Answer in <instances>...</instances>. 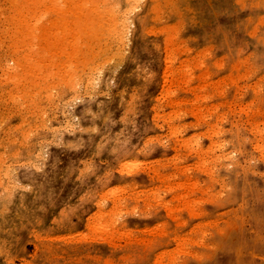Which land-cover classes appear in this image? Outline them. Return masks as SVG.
<instances>
[{"label":"rangeland","instance_id":"rangeland-1","mask_svg":"<svg viewBox=\"0 0 264 264\" xmlns=\"http://www.w3.org/2000/svg\"><path fill=\"white\" fill-rule=\"evenodd\" d=\"M12 1L16 3L13 4ZM54 1L59 0H43L42 2L41 0H0V112L6 119L3 123L0 121V199H2L0 201V264H147L151 253L158 249L161 251L172 244L168 237L165 239L160 235L163 229L169 230L171 227L172 232L177 229L181 231L183 228H177L176 223L184 222L191 216L193 217L191 221L200 223L195 230L205 232V237L204 241L202 240L203 243L199 245L185 246L183 251L186 255L180 256L179 264H264V153L253 147L254 141L258 138L262 137L264 140V130L259 135L251 128L246 129L244 125L246 121H249L258 128H264V0H145V5L148 6L137 9L136 16L141 20L139 25L135 24L133 29L131 28L132 47L123 62L119 64L121 68L118 67V69L121 70L114 76L116 80L114 77L111 78V75L109 80L105 81L106 83L97 88L96 90H101L94 95L99 91L103 93L96 94L97 98L96 95L92 99L82 98L80 101L82 109L78 115L76 114L77 117L71 119L72 123L67 125L65 117L61 113L56 114L54 121L62 127L52 139L50 138L52 134L45 131L46 129L36 131L31 127L28 128L31 120L24 113L31 101L34 103L31 95L28 94L36 83L33 82L35 83L33 85L26 82L31 86L30 91L27 90L28 88L26 91L27 84L24 78L31 77L30 69H35L41 63L45 69L36 68L33 71L40 73L39 76L43 75V78L46 77L44 74L49 76L47 66L54 63L51 60L55 61L59 57L61 62H64L71 55L67 53L69 51L67 49L65 51L68 56L63 53L64 46L72 45L70 34H75L77 29L81 34H85L90 30L86 29L91 26L90 22L84 20L87 18L86 15L99 16L100 14L91 10V6L81 4L83 8L79 4L84 2L90 5L91 0L87 2L79 0L77 6H75L76 2L68 6L66 3L68 0H61L65 3L63 8L66 9V11L62 10V13L59 6L55 8L56 10L51 8L50 3ZM112 1L116 3L119 0ZM48 5L49 8H47ZM44 8L47 9L44 10ZM47 10H49L48 14H44ZM54 10L58 11L53 12ZM20 12L35 15L30 14L32 19H25L22 24L23 17H20ZM15 17L19 19L15 22L19 21L21 26L11 23L14 22ZM36 22L38 23L35 26L39 25L38 31L42 32H38L40 36L36 37L35 45L38 47L36 52L33 50L32 55L31 52L29 53V58L32 59L30 60L37 61L36 65L33 63L36 67L29 65V68L25 66L29 63L22 64L26 61L23 59H27L28 56L21 55L23 52L16 49L19 45L18 40L22 41L24 36L22 37L20 32L15 30L17 34L14 36L13 29L19 26L25 29L27 25L34 26ZM81 22L83 24H79ZM84 23L89 24L86 26ZM13 26L16 27L12 29ZM62 29L66 33L62 34ZM70 31L73 32L70 33ZM78 32L76 36H82V41L87 43L89 40ZM65 34L68 35L65 36ZM170 38L173 44L171 43V46L166 44L167 48L178 49L176 50L178 60L189 59L192 64L196 62L195 65H199H191L195 67L189 73L183 71L182 78L178 79L179 82H173L176 80L172 77L163 82V76H165L163 73L166 70L164 68L166 59L163 60V58L167 52L165 43L169 40L171 42ZM85 42L81 43L79 48L85 45ZM134 42H136L135 46H138L137 52L133 48ZM15 43L16 46H13ZM54 49L58 52L55 53ZM33 58L36 59L33 60ZM177 64L178 62L175 65ZM42 66L39 65L40 68ZM33 71L32 74L35 75ZM167 72L168 76H171L170 71ZM183 78L190 81V88L183 84ZM49 80L55 79L49 78ZM54 82L56 83L53 81L51 82L53 84L43 89L41 86V92H39L46 94L45 90L54 87ZM256 83H263V93L258 97L259 100L256 98V92L253 91ZM208 84L214 87L207 89ZM59 87L49 90V92L52 90L57 93V95L52 94L53 100H57L63 93V86ZM37 88L39 87L33 90ZM162 89H168L171 92L172 101L168 102L172 103L170 102L169 105H175L174 109L178 111L183 107L180 113L190 107L197 93L208 95L213 93L211 100L198 103L203 110L206 105L220 103L219 96L224 97L229 92L235 97L252 103L250 109H245V112H236L239 115L234 113L231 119L233 123L231 122V127H228V130L235 134L234 142L224 151L233 154L236 161L226 167L217 165L214 161L211 162L209 167L219 168L215 176L202 177L198 173L199 167L197 166L198 169H196L192 166L184 174L170 180L175 186V191L170 195L167 194L166 198L173 210L170 211L168 208V212L165 208V214H163L161 202L157 205L143 202L140 194L142 187L133 184V191L129 192L131 185L129 187L128 181H131L130 174L135 171H130L131 167L128 166L123 170L124 172H120V167L117 166L119 159L135 151H139L137 155H151L153 160L161 159L166 165L173 160L176 161L175 155L182 154L185 162L180 163L179 166L186 167L187 164H191L190 152L179 147L181 146L177 143L179 135L171 136L168 133L169 123L166 121L164 123V118L155 117L157 125L153 126L155 121H152L151 125L153 115L147 109V103H151L153 96L155 99L160 98L161 103H165L167 97H163ZM8 92L17 100L8 101ZM236 102L239 103L234 100L223 101L221 104L224 109L229 108L233 111L239 107ZM245 104L242 107H245ZM176 106L179 108L177 109ZM9 108L11 111L7 113ZM72 109L74 108H69V112H72ZM159 111V115H162L163 112ZM201 119L207 121L204 117ZM172 120V123L177 126L185 125L182 134L186 137L195 130L196 133L202 134L197 131L200 126L189 125L191 119L188 114L183 113ZM241 121H244L243 127L236 128L235 124L238 126ZM27 132L29 135L26 134ZM152 134L157 137H152ZM145 136L149 137V141L150 138L154 141H150L149 147L144 148L143 145L147 139ZM222 137L220 134L215 140H220ZM199 140L203 145L207 143L203 135L199 136ZM176 144L179 146L174 149ZM211 152L215 157L222 154L218 148H213ZM51 158L53 164L50 162ZM131 160L139 159H125L124 162ZM8 171L15 172L16 175L26 173L25 176L30 182L14 181L9 178L10 174L6 175ZM193 185L198 188H193ZM5 187L7 190H3ZM112 187L114 190L116 188L115 193ZM121 187L122 191L118 192ZM212 193L217 194L216 197ZM115 194L117 195L114 196ZM176 194L178 197L174 196ZM108 195L111 198L108 199ZM117 198L123 199L121 204L118 203ZM189 198L190 203H184ZM114 202L123 209L119 210V206ZM178 202L184 203V206L181 208L182 205ZM111 204L113 206H110ZM96 206H99V210ZM115 206L118 208H114ZM179 207L183 212L177 211ZM117 209L119 212L122 211L121 214ZM190 209L195 210L194 216ZM109 211L116 218L111 217ZM105 212L110 216L108 217ZM188 213L191 215L188 216ZM165 220L166 223L169 222L167 227L164 226L166 223H163ZM111 221L113 225L109 226ZM160 221L163 223V226L161 225L163 229L161 226L156 227ZM101 224L106 225L107 228L110 227L111 230L108 229V233L101 230L102 234H100L96 228L102 226ZM129 231L132 234L127 233Z\"/></svg>","mask_w":264,"mask_h":264},{"label":"bare ground","instance_id":"bare-ground-1","mask_svg":"<svg viewBox=\"0 0 264 264\" xmlns=\"http://www.w3.org/2000/svg\"><path fill=\"white\" fill-rule=\"evenodd\" d=\"M43 0H41L42 2ZM50 1V0H49ZM52 1V0H51ZM87 2V0H84ZM92 1V0H91ZM89 1L90 5H88V3H79L80 5L82 4H86L87 6H91V10H93L94 12H98L97 14H99V16H92V14H90L91 16H89L88 14L86 15L85 12L84 14L86 15V19L85 22H90V25L86 30L90 29L89 31H86L85 34H87V36L85 34H81L80 32H78L75 29H73L74 31L76 30V32H78L80 35H83L85 37L86 40H89L87 43L85 41H82L83 39L81 38L82 36L79 37V35L76 36V32L75 34H70L71 32L73 31H70V35L69 36L72 41H71V46H67L65 47L64 46V55H66V51L67 53L70 55L67 60L64 62H61V59H59V57L57 58V60L54 59L51 60L52 62L54 63H50L49 66V76L45 75L46 76L45 78H43L41 75L39 76L38 74L40 73H36V71L34 72L33 70H35L36 68L37 69H42L43 66H42V61L40 62L42 67L40 68L39 65L38 67H36L35 65L37 63V61L33 62L31 61L32 59L29 58L30 55L29 53L31 52V55H32V51L34 50L36 52V49L38 48L35 44H36V37L37 36H40L38 35V32L41 33L40 31H38V27H36L35 25L38 23L36 22L34 24V26H31V25H27L24 28L20 27L22 24H24L23 20H31L32 18V13H23V12H20V17L22 16V20L21 22H23L22 24H19L18 22H15V20H19L18 17H15L14 22H11V20L9 22L13 23V24H18L20 25L19 27H16L17 24H16V28L13 26V31L15 30L16 32H20V34L22 35V37L24 36V38L19 41V45L17 49L20 50L21 52H23L21 55H26L28 56L27 59H23L25 62L21 63L22 64H26V63H29L28 65H25V66H34L36 67L35 69H30V73H31V77H28L27 79L24 78L21 79L23 80L25 83H32L33 85H35L36 83V86H33L35 89L36 87H39L37 88V90H33L34 88H32L31 90L34 91L32 93V91L28 94V95H31V98L33 100L34 103H31L28 105V107L25 108L26 112L24 113V115L27 116L28 119L31 120V123H30V126L28 128H33L34 130L36 131H41V130H44L46 129L45 131L49 132L52 134V138L54 137V135H56L59 131H61V127L60 125H58L55 121H54V118L56 117V114L58 115V113H61V115H63L66 119L65 123L67 122V125L71 122V119H73L76 114L78 115L80 109L81 108V104H80V101L82 98L84 97H87L89 99H92L95 95L94 93L97 92L98 90H101V89H98L96 90L97 88H99L101 85H103L104 83H106L105 81H107V79L109 80V77L111 76L114 77L117 75V72H119V70L121 69H118L121 68V66L119 65L121 62H123L124 60V57L126 56V54L128 53V51L130 50V47L131 44H130V36H131V31H132V27L133 25L135 24H138L140 23V18L138 16H136V12H137V9H142L143 7H147L148 5H145V0H119V1H114L116 3H113L112 0H102V1H99V0H93V2ZM13 2V1H12ZM15 2V1H14ZM13 2V4H14ZM33 2V1H32ZM31 2V3H32ZM36 2V1H35ZM39 2V1H38ZM55 2V3H54ZM53 3H50L51 4V8L52 9H55V8H59L61 7L60 10V13H62L61 11L64 10L66 11L65 8H63L65 6V3L62 2L61 0L59 1H54ZM61 2L63 4H61ZM76 2V3H75ZM80 2L79 0H68L66 1V3H68V6L71 5V3H75V6H77V3ZM142 2H144L142 4ZM16 3V2H15ZM21 3V2H20ZM28 3V2H27ZM26 3V4H27ZM12 4V6H13ZM53 4V6H52ZM78 4V5H79ZM45 5V4H44ZM81 5V7H83ZM59 6V7H57ZM74 6V5H73ZM16 8V7H15ZM18 8H21V7H18ZM49 8V5L48 7ZM47 8H44L47 9ZM77 8V7H75ZM84 8V7H83ZM82 8V10H83ZM51 9V10H52ZM22 10V9H20ZM24 10V9H23ZM56 10V9H55ZM53 11V12H57V11ZM69 10L72 11L71 7H69ZM78 10V9H77ZM82 10L79 9V11L82 13ZM34 11V10H33ZM68 11V10H67ZM88 11V10H87ZM49 10L47 11H44V14H48ZM70 12V11H69ZM92 12V13H94ZM40 13V12H39ZM73 13V11H72ZM2 14V13H1ZM32 14V15H30ZM43 14V16H44ZM66 14V13H65ZM70 14V13H69ZM74 14L76 15V13L74 12ZM10 15V14H9ZM35 15V14H34ZM67 15V14H66ZM64 15V16H66ZM13 16V15H12ZM12 16H11V19H12ZM8 17V16H7ZM14 17V16H13ZM42 17V16H41ZM68 17V16H67ZM66 17V18H67ZM77 17V16H76ZM75 17V19H76ZM85 17V16H84ZM10 18V16H9ZM17 18V19H16ZM35 18V17H34ZM33 18V19H34ZM39 18V16L37 17ZM56 18V17H55ZM21 19V18H20ZM43 19V18H42ZM58 19V17H57ZM72 19V18H71ZM9 20V19H8ZM36 20V19H35ZM56 20V19H55ZM61 20V19H59ZM38 21V20H37ZM58 21V20H57ZM64 21V20H63ZM67 21V20H66ZM92 21V22H91ZM27 22V21H26ZM34 22V21H33ZM41 22V21H40ZM39 22V23H40ZM82 22H84L82 20ZM79 23V24H83V23ZM10 23V24H11ZM28 23V22H27ZM30 23V22H29ZM32 23V22H31ZM49 23V22H48ZM53 22H51L52 24ZM59 23V22H57ZM92 23V24H91ZM63 24V23H62ZM86 24V26L89 24V23H84ZM142 24V23H141ZM144 24V23H143ZM26 25V24H25ZM68 25V24H67ZM77 24H75L76 26ZM80 26V25H79ZM66 27V26H65ZM85 27V26H84ZM92 27V28H91ZM6 28V27H5ZM11 28V27H10ZM59 28V27H58ZM86 28V27H85ZM132 28V29H131ZM169 28V27H167ZM12 29H9L12 31ZM19 29V31H18ZM42 29V28H41ZM66 29V28H65ZM2 30V29H1ZM58 30V29H57ZM14 31V33H15ZM84 31V30H83ZM82 31V32H83ZM152 31V29H151ZM58 32V31H57ZM63 32V33H62ZM62 34L66 33L63 29H62ZM69 32V30H68ZM13 33V34H14ZM60 33V32H59ZM57 33V35L59 34ZM17 33L14 34V36L16 35ZM56 35V36H57ZM68 35V34H65V36ZM47 37V36H46ZM89 37V38H88ZM174 37V36H173ZM171 37V38H173ZM12 38V37H11ZM19 38V37H18ZM39 38V37H38ZM37 38V39H38ZM43 38V37H42ZM59 38V37H58ZM63 38V37H62ZM170 38V39H171ZM25 39V40H24ZM61 39V38H60ZM70 39V40H71ZM165 39V37H164ZM17 40V39H16ZM47 40V38H46ZM59 40V39H58ZM66 40V39H65ZM168 40V39H167ZM17 41V42H18ZM39 41V40H38ZM45 41V40H44ZM66 41H69V40H66ZM65 41V42H66ZM172 39H171V42L170 40L165 43V46L167 48V45H170L171 46V43H172ZM14 42H16L14 40ZM41 42V41H40ZM39 42V43H40ZM64 42V40H63ZM85 42V45H83L81 48H79L80 44L84 43ZM165 42V41H164ZM51 43V42H50ZM58 43V41H57ZM60 43V42H59ZM56 44V43H55ZM81 44V45H82ZM88 44V45H87ZM136 42H134V51L137 52V45L135 46ZM167 44V45H166ZM173 44V43H172ZM13 45V44H12ZM46 45V44H45ZM78 45V48H76ZM13 46H16V43L13 45ZM36 46V47H35ZM47 46V45H46ZM59 46V45H58ZM43 47V46H42ZM51 47V46H50ZM13 48V47H12ZM35 48V49H34ZM48 48V47H46ZM67 49V50H66ZM79 49V50H77ZM63 50V48H62ZM66 50V51H65ZM176 48L173 49L172 48H167V52H166V55H165V62H166V66L164 67L166 70L164 71L163 75L165 74V76H163V82H166L168 80V78H173L174 80L176 81H173V82H179V78H182V72L185 71L187 73H189L192 68H194L195 66H199V65H195L192 64V62L189 61V59H182V60H178V57L176 55ZM55 51V49H54ZM61 51V50H60ZM58 52L57 50L55 51V53ZM132 52V51H131ZM39 53V52H38ZM20 54V53H19ZM47 54V53H46ZM44 54V56L46 55ZM59 54V53H58ZM41 55V54H40ZM49 55V53H48ZM46 55V56H48ZM53 55H54V52H53ZM60 55H62L60 53ZM68 56V55H66ZM34 57V56H33ZM51 57H55V56H52ZM50 57V58H51ZM15 58V57H14ZM18 58V57H16ZM22 58V57H21ZM40 58V57H39ZM44 58V57H43ZM56 58V57H55ZM31 59V60H30ZM36 59V58H35ZM33 58V60H35ZM41 59V58H40ZM46 59V58H45ZM59 59V60H58ZM76 60L75 63L74 61H70V60ZM17 60V59H16ZM15 60V62H16ZM21 60V59H20ZM14 61V60H13ZM180 61V62H179ZM12 62V61H11ZM10 62V63H11ZM178 62L177 65H175L176 63ZM33 63H35V65H33ZM16 64V63H15ZM19 64V62H18ZM74 64V65H73ZM164 64V62H163ZM21 65V64H20ZM119 65V66H118ZM165 65V64H164ZM191 65H195L193 67H191ZM6 66V64H5ZM4 66V67H5ZM14 66V64H13ZM24 66V67H25ZM29 66V68H30ZM15 67V66H14ZM23 67V65H22ZM23 67V68H24ZM8 68V67H7ZM11 68V67H10ZM20 68V67H19ZM26 68V67H25ZM15 69V68H14ZM13 69V70H14ZM45 69V68H43ZM48 69V68H47ZM12 70V69H10ZM12 70V71H13ZM24 70V69H23ZM22 70V71H23ZM34 73H36L35 75L32 74V71ZM65 70V71H64ZM17 71V70H16ZM15 71V72H16ZM39 72L42 71V70H38ZM167 71H170V74L171 76L169 75L168 76V72ZM14 72V73H15ZM43 72V71H42ZM24 73H25V70H24ZM46 73V72H44ZM57 75H56V74ZM21 74V73H20ZM43 74V73H42ZM54 74V75H53ZM26 75V74H25ZM27 75H29V73H27ZM53 75V76H52ZM12 76V75H11ZM24 76V74H23ZM55 76V77H54ZM13 77V76H12ZM15 77V76H14ZM27 77V76H26ZM2 78V77H1ZM6 78V77H5ZM42 78V79H41ZM54 78L55 80H52L50 81L49 80ZM110 78V79H111ZM115 78V77H114ZM171 78V79H172ZM9 79V77H8ZM15 79V78H14ZM162 79V78H161ZM169 79V80H171ZM184 79V78H183ZM11 80V79H10ZM9 80V81H10ZM116 80V78H115ZM8 81V82H9ZM13 81V80H12ZM53 81H56L55 83V88H58L59 86H63V93H61V95H59L58 99L56 97L57 100H53V96L52 94L53 93H56V92H53L52 90L49 92L50 89L54 88V87H51L50 89H46L45 92H47L46 94H41V86H42V89L50 84H53L51 82ZM161 81V80H160ZM21 82V81H20ZM35 82V83H33ZM23 83V82H21ZM24 83V84H25ZM26 83V84H27ZM37 83L39 85H37ZM182 83V82H181ZM20 84V83H19ZM23 84V86H25ZM59 84V85H58ZM178 84V83H177ZM183 84L186 85V87H191V84H190V81L189 80H186L184 79L183 81ZM213 84H215L213 82ZM58 85V87H57ZM180 85V84H179ZM52 86V85H51ZM21 87V86H20ZM29 87L31 88V86H29V84H27L25 86V90L26 88H28L27 90H29ZM214 87V85L212 84H208L206 85V88L209 89V88H212ZM226 87V86H225ZM24 88V87H23ZM60 88V87H59ZM105 88H106V85H105ZM262 88H263V83H256L255 84V88L253 91H255L257 94L256 95V98H258L260 96L262 92ZM39 89V90H38ZM171 88H169L170 90ZM192 89V88H191ZM224 90H226L227 88H223ZM17 90V89H16ZM23 90V89H22ZM26 90V91H27ZM61 90V88H60ZM59 90V91H60ZM106 90V89H105ZM168 89H162V92H163V97H167V100L165 101V103H161L160 102V98H156L153 96L152 100H151V103H147V109L152 113V120H151V125H152V121H155V123L153 124V126L155 127L157 125V122H156V118H159V117H162L164 118L163 121L164 123L168 122L169 125H168V129H169V132L171 136H180L179 140H177V143L180 144L181 146L179 147H183L185 151H187L188 153L190 152L191 154V158H192V162L191 164H187L186 167H181L179 166L180 163H184L185 161L183 160V156L182 154H179V155H175V160L176 161H171L170 163H168L167 165L164 164L163 160L161 159H156V160H153V157H151V155H137V153L139 151H135L133 152L132 154L128 155L127 157L123 158V159H119L117 161V166L120 167V172H124L123 170L127 169V167H131V170L130 171H135L134 173H131L130 174V177H131V181H128L129 184V187L131 185V189L129 190V192L133 191V187L132 185L135 184V185H138L140 187L143 188V190H141L140 194L142 195L143 197V202H145V204H149V205H157L158 203L161 202V208H163L164 210V213L165 214V208L167 209L166 211L169 212V210H173L171 209L172 205H170L169 201H168V198L167 197V194H171L175 191V186L172 183V181L170 182V180L172 179H175L177 177H179L180 175L184 174L185 171H187L189 168H192L195 167L196 169L197 166L199 167L198 169V173L202 176V177H205V176H215L217 175L218 173V170L219 168H212V167H209V164L211 162H215L217 165H221V166H229L231 165L232 163H234L236 160L234 159V155L231 154L230 152H226L224 150H227L228 146L230 145L231 147V144L234 142V133L233 132H230V129L228 130V127L230 126L231 127V119H233L232 115L235 113L239 115V113H236V112H245V109L248 110V108L250 109L252 103L250 104V102L248 101H245L243 99H241L240 97H235L234 95H231V93H227L226 96H219V99H220V103L216 102L217 104H211V105H206L205 106V109L203 110V108L201 107V105H199L198 103H203L205 101H209L213 98V93H211L210 95L208 94H203V93H197L195 94L194 96V102L192 101L190 107L186 110L184 109V114H188V117L191 119L190 120V123L189 125H194L193 127H195V125L197 126H200V128H197V131H200L202 132V134L200 133H196V130L193 131L188 137H186L184 134H182V132L184 131L185 129V125H175L174 123H172V119L174 118H177L179 117L181 114L183 115V113H180L181 110H183V107L180 108L178 110H175L174 107L175 105H169V103L172 101V97H171V92L169 91ZM36 91V92H35ZM38 91V92H37ZM40 91V92H39ZM43 93L44 90H42ZM56 91V90H55ZM158 91V90H157ZM11 92V91H10ZM23 92V91H22ZM58 92V91H57ZM160 91V94L162 93ZM9 93V92H8ZM101 92L99 91L98 94H100ZM207 93V92H205ZM209 93V92H208ZM20 94V92H19ZM26 93L24 92V95ZM59 94V93H58ZM97 94V95H98ZM103 94V93H101ZM192 94V93H191ZM57 95V93H56ZM97 95H96V98H97ZM20 95H18L19 97ZM23 96V95H22ZM157 96V95H156ZM159 96V94H158ZM157 96V97H158ZM25 97V96H23ZM29 97V96H28ZM26 97V98H28ZM54 97V98H55ZM161 96V98H163ZM174 97V95H173ZM22 98V97H21ZM131 98V97H130ZM4 99V98H3ZM14 99L15 96L13 94H10L8 95V101H15ZM174 99V98H173ZM6 100V99H4ZM17 100V99H16ZM30 100V99H29ZM86 100V99H85ZM96 100V99H95ZM169 100H171L170 102H168ZM193 100V99H192ZM239 101L236 102V104L238 103V108L234 109L233 111L230 110L229 108L227 109H224L223 105L221 104V102H227V101ZM259 100V98H258ZM172 103V102H171ZM177 103V102H176ZM244 103H246L245 107H242L244 105ZM248 103V104H247ZM26 104V102H25ZM199 106H197V105ZM23 105V104H22ZM178 105V104H177ZM21 106V105H20ZM24 106V105H23ZM85 106H88V105H85ZM179 106V105H178ZM17 107V106H16ZM84 107V106H83ZM177 107V106H176ZM198 107V108H197ZM22 108V107H20ZM69 108H74L72 109L73 111L70 113L69 112ZM179 107H177L178 109ZM172 109L174 110L172 112ZM15 110V109H14ZM159 110H161L163 113L162 115H159ZM11 111V108L8 109L7 113H10ZM232 111V113H231ZM17 112H19V110H17ZM6 113V114H7ZM22 113V111H21ZM75 113V114H74ZM86 113V112H85ZM70 116H69V115ZM173 114L174 117L172 116ZM20 115V114H19ZM24 117V116H23ZM77 117V116H76ZM122 117V116H121ZM204 117L206 118V122L204 120H202L201 118ZM161 118V119H162ZM6 119H4V117L2 116L1 112H0V121L3 123L5 122ZM25 120V119H24ZM63 120V119H62ZM172 120V121H171ZM166 121V122H165ZM171 121V122H170ZM246 121V120H245ZM64 122V121H63ZM24 123V122H23ZM22 123V124H23ZM72 123V122H71ZM233 123V122H232ZM243 123L244 121H241V124H238V126L235 124L236 128H242L243 127ZM246 123V124H245ZM244 123V125H246V129H252L253 131H255L256 133H258L259 135L262 134V131L264 130V128H258L257 126H254L252 122H249V121H246ZM81 124V123H80ZM83 124V123H82ZM181 124V123H180ZM187 124V123H186ZM64 127V126H63ZM264 127V126H263ZM10 127L8 126V129ZM25 129V128H24ZM65 129V128H64ZM81 129V128H80ZM258 129V130H257ZM16 130H19L18 128H16ZM30 130V129H29ZM167 130V129H166ZM12 131V130H11ZM35 131V132H36ZM31 133V132H30ZM28 134V132L26 133ZM221 134L222 139H217L215 140V138L219 137ZM29 135V134H28ZM200 135H203L205 138H206V144L203 145L200 143V140H199V136ZM152 137L153 136H156L155 134H152L151 135ZM175 136V137H176ZM24 137V136H23ZM236 137V136H235ZM16 137L14 136V139ZM26 138V137H25ZM147 137L145 136V139ZM149 138V137H148ZM148 138L145 140V143L143 145V147L145 148V146H148L149 145V142L150 141H154L152 140V138H150L151 140L149 141ZM23 139V138H22ZM55 139V138H54ZM159 140V138H158ZM26 142V141H25ZM41 142V141H40ZM233 145V144H232ZM177 144L174 146V149H176V147H178ZM235 146V145H234ZM149 147V146H148ZM233 147V146H232ZM253 147L255 148H258L259 150H261L263 153H264V140L262 139V137L258 138L256 141H254V144H253ZM213 148H218L219 150L222 151V154L219 155V156H213V153L211 152V150ZM151 150V149H149ZM148 151V150H147ZM180 151V150H179ZM178 151V152H179ZM141 152V151H140ZM175 152V151H174ZM16 153V152H14ZM45 153V152H44ZM146 153V152H145ZM143 153V154H145ZM180 153V152H179ZM183 153V152H182ZM212 153V154H211ZM4 154V153H3ZM17 154V153H16ZM29 154V153H28ZM177 154V153H176ZM53 155V154H52ZM173 155V156H174ZM185 156V155H184ZM4 157V156H3ZM42 157V156H41ZM158 158V157H157ZM161 158V157H160ZM163 158H166V157H163ZM5 159V158H4ZM127 159H139V160H131L129 162H124V160ZM169 159V158H168ZM178 160V161H177ZM4 162V161H3ZM51 164H53V161H52V158H51ZM32 166V165H31ZM174 167V168H173ZM169 168H173L172 170H170ZM5 169H9V168H6ZM37 169V168H36ZM118 169V168H117ZM130 169V168H129ZM128 169V170H129ZM4 171V170H3ZM7 171V170H6ZM14 172V171H13ZM189 172V171H188ZM9 176L10 179L12 180H16V181H26V182H30L28 180V177L25 176L26 173H22V174H18L16 175L15 172L11 173L8 171L6 173V175ZM15 174V175H13ZM225 174V173H223ZM228 174V172L226 173ZM5 177V176H3ZM33 178V177H32ZM30 178V179H32ZM38 178V177H37ZM10 181V180H9ZM12 182V181H11ZM126 182V181H125ZM178 182V181H177ZM180 182V181H179ZM17 183V182H16ZM165 183V184H164ZM181 183V182H180ZM179 183H177L178 185ZM184 183H182L183 185ZM128 185V184H127ZM180 185V184H179ZM197 185V183L195 184ZM195 185H193V188H195ZM1 186V185H0ZM3 186V185H2ZM122 186V185H121ZM124 186V185H123ZM114 187V186H113ZM112 187V189H113ZM190 187V186H189ZM118 188V187H117ZM141 188V189H142ZM187 188V187H186ZM198 188V187H196ZM195 188V189H196ZM6 187L3 189L5 190ZM22 189V188H21ZM122 189L119 188L118 192H120V190ZM127 189V188H126ZM7 190V189H6ZM114 190V189H113ZM112 190V191H113ZM116 190V188H115ZM115 190H114V193H115ZM202 190V189H201ZM200 190V191H201ZM109 191V189H108ZM110 191V192H112ZM122 191V190H121ZM102 193V191H100ZM99 192V194L101 195V193ZM116 192V193H118ZM126 192V191H125ZM125 192H124V195H125ZM181 192V191H180ZM186 192H188L186 190ZM194 192V191H193ZM106 194V192H104ZM109 193V192H108ZM107 193V194H108ZM113 193V192H112ZM111 193V194H112ZM128 193V192H126ZM198 193V192H197ZM104 194V195H105ZM110 194V193H109ZM131 194H134V193H131ZM182 194V193H181ZM180 194V195H181ZM191 194V193H190ZM210 194V193H209ZM213 194V193H212ZM99 195V196H100ZM117 194H115L114 196H116ZM136 195V194H135ZM177 195V194H176ZM174 195L175 197H178V195L176 196ZM183 195V194H182ZM215 195V194H213ZM217 195V194H216ZM215 195V197H216ZM106 196V195H105ZM105 196H103L105 198ZM108 199L111 198L110 195H108ZM113 196V195H112ZM123 196V195H121ZM138 196V195H137ZM172 196V195H171ZM172 196V197H174ZM212 196V195H210ZM220 196V195H219ZM7 197V196H6ZM101 197V196H100ZM98 197V198H100ZM118 197V196H117ZM202 197V196H201ZM181 198V197H180ZM214 198V197H213ZM113 199V198H112ZM118 199V198H117ZM174 199V198H173ZM179 199V198H178ZM178 199L176 201H178ZM196 199V198H194ZM101 200V198H100ZM99 200V201H100ZM138 200V198H137ZM181 200V199H180ZM188 200H191L190 198L189 199H186V202L183 200H181L182 202L184 201V203H190L188 202ZM197 200V199H196ZM0 201H2V199H0ZM120 201V202H119ZM121 201H123V199H118V203H122ZM98 202V201H97ZM102 202V201H100ZM181 202V203H182ZM192 202V201H191ZM195 202V201H194ZM99 203V202H98ZM115 203V202H114ZM113 203V205H114ZM117 203V204H118ZM176 203V202H175ZM174 203V204H175ZM180 203V202H178ZM180 203V204H181ZM184 203L181 204V208L184 206ZM95 204V203H94ZM110 204V203H109ZM115 203V205H117ZM125 204V203H124ZM124 204H122L124 206ZM186 204V206H188ZM97 205V204H96ZM102 205V204H101ZM112 204L110 206H113ZM192 205V204H191ZM119 206L118 207H114V208H118L119 210L123 209L120 207V205H117ZM126 206V205H125ZM179 206V205H178ZM194 206V205H193ZM97 209L99 206H96ZM133 207V206H132ZM131 207V208H132ZM174 208L176 207L173 206ZM189 207V206H188ZM113 209V211H115ZM168 208H170L168 210ZM180 207L177 208L179 212H183L182 209ZM117 209V210H118ZM180 209V210H179ZM187 209V208H186ZM192 209V207H191ZM190 209V211H191ZM99 210V209H98ZM109 210V209H108ZM107 210V211H108ZM118 210V212H119ZM162 210V209H161ZM102 211V210H100ZM106 211V210H105ZM112 211V210H111ZM110 212L111 214V217L114 216L113 211L112 213ZM186 211V210H185ZM192 211L194 213H192ZM191 211V214H193V216L195 215V210H192ZM103 212V211H102ZM117 212V211H115ZM114 212V213H115ZM122 212V211H121ZM121 212H119V214H121ZM98 213V212H97ZM101 213V212H99ZM104 213V212H103ZM107 213V212H105ZM167 213V212H166ZM109 213H107V216L109 215ZM116 214V213H115ZM118 214V216H119ZM191 214L188 213V216H190ZM100 215V214H98ZM103 215V214H102ZM106 214H104L105 216ZM108 216V217H109ZM98 217V216H97ZM114 218H116L114 216ZM113 218V219H114ZM166 218V217H165ZM165 218H162V219H165ZM172 218V217H171ZM192 216L189 217L188 219H186L184 222H181V223H176V225L178 226L177 228H183L181 231L179 229L177 230H174L172 232L171 230V227L169 230H165L162 228L163 226V223H166V220L165 222L161 223V221L159 222V224L156 226V227H159L161 226V228L163 229V232H162L160 235H162V238H167L171 241V245L164 248L163 250L159 251L160 249L154 251L153 253H151V257L148 259L147 261V264H179L180 263V256L182 255H186V252H184L183 250H185V246L188 245V246H193L194 244H198L199 243H203L202 240L203 238L205 237V232H199V231H196V226H199L200 223H198L197 221H191L192 220ZM110 219V218H109ZM112 219V220H113ZM116 220V219H115ZM119 220V219H118ZM168 221V220H167ZM208 221V220H207ZM107 222V221H106ZM105 222V223H106ZM112 222V221H111ZM109 223V226H112L113 225V222L112 223ZM90 223V222H88ZM101 223V222H100ZM104 223V224H105ZM107 223V224H108ZM103 224V223H102ZM101 224V225H102ZM112 224V225H110ZM204 224V222H203ZM206 224V223H205ZM98 225V223H97ZM207 225V224H206ZM86 226V224H85ZM164 226H169V222H167ZM210 226V225H209ZM114 227V226H113ZM111 227V228H113ZM211 227V226H210ZM94 228V227H93ZM96 228V227H95ZM97 230H99V233L100 231L102 230V232H105L108 233V229L106 225H102V226H97L96 228ZM95 229V231H96ZM161 229V230H162ZM92 230V229H91ZM111 230V229H110ZM114 230V229H113ZM108 231V232H107ZM98 232V231H96ZM112 233V232H111ZM124 233V232H123ZM129 234H132L131 231L127 232ZM90 234V233H89ZM102 234V233H100ZM113 234V233H112ZM207 234V233H206ZM83 235V234H82ZM111 235V234H110ZM159 235V236H160ZM71 236V235H70ZM85 236V235H84ZM91 236V235H90ZM107 236V235H106ZM33 237V236H32ZM95 237V236H94ZM112 237V236H111ZM129 237V236H127ZM88 238V237H87ZM98 238V237H97ZM107 238V237H106ZM35 239V238H34ZM100 239V238H99ZM85 240V239H84ZM92 240V239H91ZM95 240V238H94ZM104 240V239H103ZM99 241V240H98ZM204 241V240H203ZM154 244V243H153ZM156 244V243H155ZM157 245V244H156ZM173 245H175L174 247H172ZM203 245V244H202ZM153 247V245H152ZM151 247V249H152ZM155 247V245H154ZM156 247H161V246H156ZM189 250V249H187ZM153 251V250H152ZM99 257V256H98ZM30 264V263H29Z\"/></svg>","mask_w":264,"mask_h":264}]
</instances>
